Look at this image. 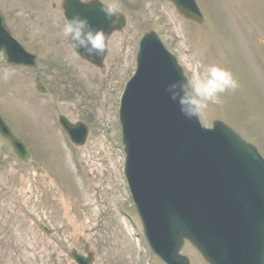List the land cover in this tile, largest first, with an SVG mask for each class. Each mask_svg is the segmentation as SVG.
<instances>
[{"label": "rangeland", "instance_id": "rangeland-1", "mask_svg": "<svg viewBox=\"0 0 264 264\" xmlns=\"http://www.w3.org/2000/svg\"><path fill=\"white\" fill-rule=\"evenodd\" d=\"M110 3L121 8L128 24L108 43L103 75L75 58L70 47L65 46L74 58L55 47L64 42L62 31H54L61 29L58 12L44 15L48 11L37 0L31 6L0 0L12 32L40 59L35 72L0 63L1 110L19 132L27 129L23 139L34 158L29 165L18 163L0 140V264H75L66 255L72 247L92 250L93 264H144L148 247L138 217L126 208V181L118 173L124 151L115 145L121 136L114 107L122 81L133 71L137 41L148 30L175 53L189 79L200 76L203 66L219 64L239 82L238 89L221 94V105L200 115L204 126L223 118L256 130L264 141V0H197L204 26L184 20L167 0ZM154 14L160 15L158 22L152 21ZM38 80L50 89L44 95L35 89ZM65 81L73 92L83 86V97L74 93L67 99ZM58 113L71 120L92 118L83 146L65 142ZM181 253L191 264H204L187 242ZM154 258L150 264H162Z\"/></svg>", "mask_w": 264, "mask_h": 264}, {"label": "water", "instance_id": "water-1", "mask_svg": "<svg viewBox=\"0 0 264 264\" xmlns=\"http://www.w3.org/2000/svg\"><path fill=\"white\" fill-rule=\"evenodd\" d=\"M172 1L186 17L200 19L192 0ZM75 7L70 2L65 10L68 19L86 17L105 37L115 27L106 14L94 16L90 10L86 15ZM2 21L0 16V48L6 50V60L27 63ZM78 51L100 64L102 56L89 55L84 47ZM137 61L120 112L127 183L149 247L167 264H188L178 255L186 238L210 264H264V162L255 147L222 122L208 129L197 118L184 117L166 88L185 78L153 33L142 38ZM61 123L70 137L83 142L86 132L80 123ZM0 135L19 157L28 159L24 145L1 118ZM73 257L79 264L90 263L91 256Z\"/></svg>", "mask_w": 264, "mask_h": 264}, {"label": "clouds", "instance_id": "clouds-1", "mask_svg": "<svg viewBox=\"0 0 264 264\" xmlns=\"http://www.w3.org/2000/svg\"><path fill=\"white\" fill-rule=\"evenodd\" d=\"M91 0H81V3L87 4ZM103 5L102 10L108 18L122 13L115 3H106L100 0ZM62 36L68 45L76 53V49L84 47L89 55L104 56L107 49V39L103 30L93 29L87 18L79 15L71 19L66 18L62 27ZM81 56V55H80ZM0 59L6 60V50L0 48ZM11 75L5 72V79ZM239 87V82L233 73L219 64H209L203 66L200 76L194 79L185 77L183 80H177L167 85L166 91L170 99L178 102L180 112L188 120L200 117L210 105H216L221 102V94L229 91H235Z\"/></svg>", "mask_w": 264, "mask_h": 264}]
</instances>
